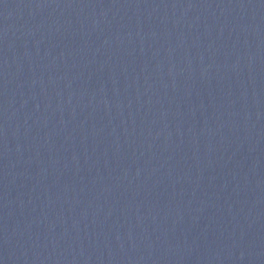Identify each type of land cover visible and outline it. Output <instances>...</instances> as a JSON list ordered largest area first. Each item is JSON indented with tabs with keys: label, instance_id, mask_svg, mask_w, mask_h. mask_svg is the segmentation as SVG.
<instances>
[{
	"label": "water",
	"instance_id": "1",
	"mask_svg": "<svg viewBox=\"0 0 264 264\" xmlns=\"http://www.w3.org/2000/svg\"><path fill=\"white\" fill-rule=\"evenodd\" d=\"M0 264H264V0H0Z\"/></svg>",
	"mask_w": 264,
	"mask_h": 264
}]
</instances>
